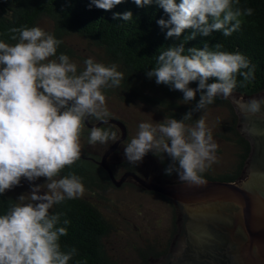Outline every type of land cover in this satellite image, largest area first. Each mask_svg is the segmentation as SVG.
<instances>
[{
  "label": "clouds",
  "instance_id": "9594fccd",
  "mask_svg": "<svg viewBox=\"0 0 264 264\" xmlns=\"http://www.w3.org/2000/svg\"><path fill=\"white\" fill-rule=\"evenodd\" d=\"M122 0H91L98 9L110 11ZM137 7L155 3L168 19L157 21L167 29L165 38H179L191 29L190 39L199 33L209 36L221 31L225 36L240 27L242 15H251V8L234 5L239 0H134ZM132 13H114L113 19L131 20ZM9 45L0 41V194L18 186L24 178L30 183L46 178L48 192L43 195L41 185L32 184L30 202L13 204L0 215V264H68L75 254L73 248L63 252L58 243L67 235L66 227H58L59 214H50L54 204L65 199L83 196L82 178L68 174L59 179L60 172L74 164L81 156L80 134L87 117L102 123L110 113L102 92L105 87H118L123 73L117 65L105 66L88 58L83 71L65 54L56 59L61 41L40 27L11 30ZM203 48H188L183 43L173 44L162 51L157 66L146 72L148 78L183 93V100L191 102L199 93L194 108L180 120L168 118L163 123L141 122L138 132L124 149L129 164L138 165L152 154H166L169 163L164 174H176L182 182L203 184L200 173L215 162L217 144L203 118L194 126L186 120L214 102L218 95L229 96L236 87V75L245 81L254 78L249 61L239 52L230 53ZM47 61V62H46ZM246 70V71H245ZM214 82L209 83V79ZM198 82L195 89L190 83ZM264 100H251L253 111L259 110ZM111 128L92 127L90 144L116 141ZM23 202L25 196L18 198ZM63 223L67 225L68 220Z\"/></svg>",
  "mask_w": 264,
  "mask_h": 264
},
{
  "label": "trees",
  "instance_id": "16d2710c",
  "mask_svg": "<svg viewBox=\"0 0 264 264\" xmlns=\"http://www.w3.org/2000/svg\"><path fill=\"white\" fill-rule=\"evenodd\" d=\"M234 6L242 10L251 8L253 12L251 15L239 17L240 27L229 36H225L221 31H216L209 36H201L197 33L194 39H190L192 30L186 29L181 37L166 39L167 29L162 30L157 21L161 18L167 20L168 16L155 3L145 7H137L134 0H122V3L114 6L110 11H105L92 5L91 0H0V41L14 45L18 41L13 40L12 36H18V33H13L12 29L39 27L42 19H48L52 24L50 34L61 41L57 47L56 56L49 59H56L60 54H65L71 62L77 65L78 73L83 71L77 60L80 62L84 58L78 55L72 45L67 42L68 37L79 36L86 40L89 46L97 50L100 63L105 66L115 64L117 70L123 73L124 78L120 85L103 88V94L115 95L125 102L146 103L152 108L158 109L167 119L180 120L186 112L195 107L199 100V93H197L195 100L186 102L183 100L182 92L172 90L168 85H158L155 78L146 76L147 71L157 66L158 55L173 44L183 43L186 49L185 54H187L188 48H203L205 45L210 51H216L215 46L217 44L222 46L219 49L221 51L239 52L249 61V67L254 70V78L245 81L243 77L237 74L236 87L232 93L243 97L258 96L264 93V0H239V4ZM126 11L132 13L131 20L113 19L114 13ZM208 82H214V78H210ZM197 83L192 82L189 87L195 89ZM218 103L232 106L229 100L218 95L214 102L206 105V107ZM196 114L197 111L193 112L190 120L195 118ZM88 121L95 124L99 120L91 116ZM98 127L111 128L117 133V138L120 136V129L115 124L104 123ZM91 128L84 121L80 134L81 141L89 143ZM230 130L232 136L227 139L240 148L235 168L222 174H211L205 170L200 173L202 178L239 181L246 176L245 162L254 152L252 143L237 128L231 127ZM129 142L130 138L126 135L120 144L123 143L127 146ZM109 145L104 147L103 153L109 148ZM115 151L116 149L110 156ZM103 153L95 154L83 148L80 159L71 166H66L59 176L54 177V179H59L70 173L75 174L82 178L85 188L83 196L76 199H65L59 204H54L49 210L50 214H59L60 222L57 226L67 228V235L61 236L58 241L61 251L69 252L73 248L76 250L68 264H128L118 260L105 242V238L109 236L115 225L100 209L99 197L104 191L120 187L126 182L124 181L125 183L123 182L120 186L113 183L107 170L100 164ZM108 158L107 163L116 176L119 169L110 164ZM168 163L169 158L165 154L159 160L160 165L151 166L152 170L151 168L142 170L139 164L132 165L124 161L120 163V166L124 171H133L145 179L155 178L159 182L178 181L176 174L173 173L171 176L164 174V169ZM127 179L132 181V185L134 180L131 177ZM43 180L46 182L45 187H47L48 181L44 177ZM134 182L136 183V181ZM140 188L148 193L159 195L170 204L173 210V233L166 241L165 247L161 250H154L149 245L147 250H139L134 263L152 264L159 261L160 257L163 256L162 254L168 251L170 247L176 230L175 221L178 219L177 215L179 216V208L166 196L146 190L142 186ZM17 191L19 190H16V193ZM16 193L7 190L0 194V215L5 214L13 204L19 202V195ZM64 220H68L69 223L65 225ZM135 246L136 244L130 241L127 250L132 251Z\"/></svg>",
  "mask_w": 264,
  "mask_h": 264
},
{
  "label": "water",
  "instance_id": "95a60500",
  "mask_svg": "<svg viewBox=\"0 0 264 264\" xmlns=\"http://www.w3.org/2000/svg\"><path fill=\"white\" fill-rule=\"evenodd\" d=\"M238 108L243 130L254 152L245 162V177L239 181L203 178V184L180 180L159 182L133 171L114 176L108 156L127 135L121 120L106 118L120 129V136L101 157L100 164L120 186L128 177L146 190L160 193L181 211L179 231L170 251L152 264H264V104L253 111L251 100H264V93L228 96ZM85 122L90 127L95 124Z\"/></svg>",
  "mask_w": 264,
  "mask_h": 264
},
{
  "label": "rangeland",
  "instance_id": "374dc122",
  "mask_svg": "<svg viewBox=\"0 0 264 264\" xmlns=\"http://www.w3.org/2000/svg\"><path fill=\"white\" fill-rule=\"evenodd\" d=\"M39 27L49 34L52 31V24L48 19H42ZM67 42L72 45L78 55L84 58V60L80 62L76 59L79 67L84 69V61L88 58H92L99 63L101 62L97 50L89 46L83 38L73 35L67 38ZM110 95H105L106 107L110 113V117L107 118L123 121L130 140L136 136L138 125L141 122L156 124L163 123L167 119L158 109H154L146 103L139 101L125 102L115 95ZM220 96L229 100L232 108L227 104H212L197 111L195 118L185 122L187 126H194L197 119L203 118L207 127L211 130L213 140L217 144L215 152L216 160L206 168L207 172L211 174L229 172L234 169L237 164V155L240 153V148L227 139L232 136L231 127L237 128L243 135L247 136L243 130L240 113L235 103L228 96ZM84 142L86 143V141ZM84 142L80 140L81 149H88L95 154H102L105 150L104 147H106L107 144H112L111 140L105 144H85ZM120 143L114 154L108 158L109 163L119 169L117 170V178L127 171H124L120 163L123 161L128 162L124 157V149L126 146ZM163 157L164 156L160 153L152 154L149 152L139 165L142 170L148 168L152 170L151 166L160 165L159 160ZM125 182V184L120 187L104 191L101 197H99L98 203L102 212L109 220L111 219V222L115 225V228L111 229L109 236L105 238L107 246L111 248V253L118 260L127 262L128 264H134L139 250H147L149 245L153 247L154 250H161L165 247L166 241H168L173 233V210L170 204L159 195L148 193L140 188L134 181L131 185L132 181L130 182L129 179H126ZM32 184L41 185V192L39 194L43 195L48 192L43 177L38 178L32 183L22 178L20 184L10 190L15 193L16 190H19L16 194L25 196V200L23 202L19 201L18 203L30 202ZM178 214V219L175 221V234L169 249H171L173 240L176 238L179 231L182 215L181 211H179ZM130 241L136 244V246L132 248V251H129V249L127 250V245ZM169 249L162 255H166L170 251Z\"/></svg>",
  "mask_w": 264,
  "mask_h": 264
},
{
  "label": "flooded vegetation",
  "instance_id": "af4514ba",
  "mask_svg": "<svg viewBox=\"0 0 264 264\" xmlns=\"http://www.w3.org/2000/svg\"><path fill=\"white\" fill-rule=\"evenodd\" d=\"M103 154H104V153H103ZM109 156H110V155H109ZM109 156H108V157H109Z\"/></svg>",
  "mask_w": 264,
  "mask_h": 264
}]
</instances>
